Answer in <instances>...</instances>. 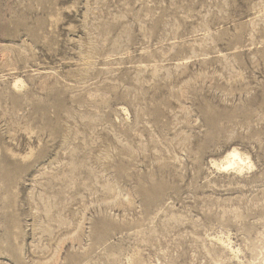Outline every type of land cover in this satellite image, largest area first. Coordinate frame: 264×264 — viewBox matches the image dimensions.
Listing matches in <instances>:
<instances>
[{"label":"rangeland","instance_id":"rangeland-1","mask_svg":"<svg viewBox=\"0 0 264 264\" xmlns=\"http://www.w3.org/2000/svg\"><path fill=\"white\" fill-rule=\"evenodd\" d=\"M0 264H264V0H0Z\"/></svg>","mask_w":264,"mask_h":264},{"label":"bare ground","instance_id":"bare-ground-1","mask_svg":"<svg viewBox=\"0 0 264 264\" xmlns=\"http://www.w3.org/2000/svg\"><path fill=\"white\" fill-rule=\"evenodd\" d=\"M18 87V83L15 84ZM222 171H234L242 173L246 168L251 169L253 167L249 157L241 154L236 149H232L226 153L224 161L220 164L215 163ZM224 245V244H223ZM226 246V245H225ZM232 253L235 252L231 243L226 246ZM235 248V247H234ZM238 252V251H237ZM236 254V253H235Z\"/></svg>","mask_w":264,"mask_h":264}]
</instances>
